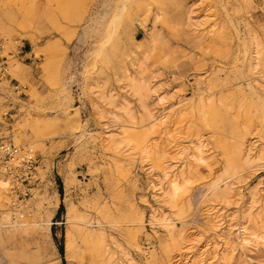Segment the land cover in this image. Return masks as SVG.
Returning a JSON list of instances; mask_svg holds the SVG:
<instances>
[{
	"label": "rangeland",
	"instance_id": "374dc122",
	"mask_svg": "<svg viewBox=\"0 0 264 264\" xmlns=\"http://www.w3.org/2000/svg\"><path fill=\"white\" fill-rule=\"evenodd\" d=\"M1 43L0 264H264V0H0Z\"/></svg>",
	"mask_w": 264,
	"mask_h": 264
},
{
	"label": "built area",
	"instance_id": "2783aa9c",
	"mask_svg": "<svg viewBox=\"0 0 264 264\" xmlns=\"http://www.w3.org/2000/svg\"><path fill=\"white\" fill-rule=\"evenodd\" d=\"M23 47L21 46V51H23ZM5 49L4 43L0 44V98L3 100L0 102L1 106L6 105L8 107L7 113L4 114L5 120L8 121L12 119L15 112L16 106L14 105V101L12 100L13 92L14 94H18L19 96L25 95L24 89L26 87L21 86L19 82L12 84L11 90H7L6 87L2 86L5 78L10 77L8 68V58L3 55ZM13 79L11 78L10 83H12ZM2 125V124H1ZM17 158L19 163L17 165L14 164V159ZM37 158L35 156L30 157H21V150L12 139L4 138L0 135V169L6 171L11 174L16 179L17 183H24L30 177H32L33 172L36 168ZM16 191H18V196H27L29 195L30 188L26 190H22L19 186H16ZM21 190V191H20Z\"/></svg>",
	"mask_w": 264,
	"mask_h": 264
},
{
	"label": "bare ground",
	"instance_id": "6f19581e",
	"mask_svg": "<svg viewBox=\"0 0 264 264\" xmlns=\"http://www.w3.org/2000/svg\"><path fill=\"white\" fill-rule=\"evenodd\" d=\"M112 28V27H111ZM112 30H113V28H112ZM112 32L113 31H111V34H112ZM110 34V35H111ZM8 72H9V68H8ZM22 86V85H21ZM24 87H26V86H24ZM1 106V105H0ZM2 106H4L5 108L7 107L6 105H2ZM5 113H7V111H3L2 112V114H0V133L3 131V128H4V125H5V116H4V114ZM163 123H164V121L162 120V118L161 119H158L157 121H155L152 125H151V128H155V127H160L161 125H163ZM2 124V125H1ZM130 128H126V129H124L123 131H122V134L121 135H125V134H128L129 133V130ZM8 130H10V129H8ZM173 134V133H172ZM117 135V134H116ZM2 137H7V136H2ZM17 146V145H16ZM20 146H22V145H20ZM19 147V146H18ZM20 148V150H21V147H19ZM21 153H22V150H21ZM26 153V152H25ZM29 155V154H28ZM24 158H25V156H23ZM27 157V156H26ZM30 157V156H29ZM19 160L17 159V158H15L14 159V164L15 165H17L19 162H18ZM165 170V169H164ZM0 173H2V174H4V175H6V176H8L9 178H11V180L14 182V183H16L17 184V181H16V179H13L14 177L11 175V174H9V173H7L6 171H4V170H1L0 169ZM167 174V173H166ZM3 175V176H4ZM2 176V178H4ZM176 176V175H175ZM10 184V183H9ZM9 184H8V182H6V181H4L3 179H1L0 178V194L3 192L4 193V191H8V186H9ZM178 182H177V178H175L174 179V181H173V191H172V195L175 197L176 195H177V193H178ZM180 189V188H179ZM4 195V194H3ZM4 198V197H3ZM178 200V199H177ZM176 200V201H177Z\"/></svg>",
	"mask_w": 264,
	"mask_h": 264
},
{
	"label": "trees",
	"instance_id": "16d2710c",
	"mask_svg": "<svg viewBox=\"0 0 264 264\" xmlns=\"http://www.w3.org/2000/svg\"><path fill=\"white\" fill-rule=\"evenodd\" d=\"M62 207H63V205L60 207V209H61ZM63 264H65V260H64Z\"/></svg>",
	"mask_w": 264,
	"mask_h": 264
},
{
	"label": "crops",
	"instance_id": "0c3cea01",
	"mask_svg": "<svg viewBox=\"0 0 264 264\" xmlns=\"http://www.w3.org/2000/svg\"><path fill=\"white\" fill-rule=\"evenodd\" d=\"M58 210V209H57ZM57 210H56V213H57ZM56 213H55V215H56Z\"/></svg>",
	"mask_w": 264,
	"mask_h": 264
}]
</instances>
